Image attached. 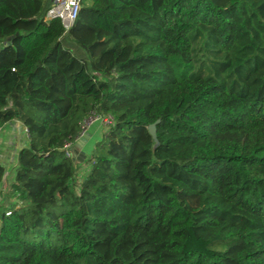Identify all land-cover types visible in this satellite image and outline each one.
<instances>
[{
    "label": "trees",
    "instance_id": "1",
    "mask_svg": "<svg viewBox=\"0 0 264 264\" xmlns=\"http://www.w3.org/2000/svg\"><path fill=\"white\" fill-rule=\"evenodd\" d=\"M48 3L0 0V264H264V0H82L67 31Z\"/></svg>",
    "mask_w": 264,
    "mask_h": 264
},
{
    "label": "built area",
    "instance_id": "2",
    "mask_svg": "<svg viewBox=\"0 0 264 264\" xmlns=\"http://www.w3.org/2000/svg\"><path fill=\"white\" fill-rule=\"evenodd\" d=\"M82 0H49L48 6L45 11V19H58L64 30L67 31L74 24L78 15ZM99 122V125L104 126L107 129L112 123L113 118L111 115H99L97 113H91L81 123V130L75 138V142L82 138L88 131V126ZM26 131V128H25ZM75 142H66L64 144V152L67 157L73 155V147Z\"/></svg>",
    "mask_w": 264,
    "mask_h": 264
},
{
    "label": "rangeland",
    "instance_id": "3",
    "mask_svg": "<svg viewBox=\"0 0 264 264\" xmlns=\"http://www.w3.org/2000/svg\"><path fill=\"white\" fill-rule=\"evenodd\" d=\"M90 0H85V3H88ZM204 63L207 64L208 72L213 75L214 78H216L218 81L223 82L226 86H231L232 84H235L236 81H242L243 75L239 76L237 73L233 72L232 74H229V68H222V64L220 62V59L218 60H209L207 58V54L204 56ZM244 71V70H241ZM237 88V86H236ZM107 129L104 128V126L99 125V122L96 124H91L88 126V131L91 135L89 138V143L91 146H93L94 141L103 133L106 132ZM87 149L90 151V147H87ZM83 150L89 152L88 150L83 148ZM85 156L83 157V159ZM83 161V160H82ZM89 168V164H83L82 167L77 171L76 173V179H80L85 173L87 172ZM8 181H9V174H5L3 182L0 185V198L4 196L5 192L8 190ZM10 203L16 202V198L14 196H9L8 200Z\"/></svg>",
    "mask_w": 264,
    "mask_h": 264
},
{
    "label": "crops",
    "instance_id": "4",
    "mask_svg": "<svg viewBox=\"0 0 264 264\" xmlns=\"http://www.w3.org/2000/svg\"><path fill=\"white\" fill-rule=\"evenodd\" d=\"M91 3V0L88 1V4ZM96 124V123H95ZM26 135L25 128L23 127L22 123L18 120H14L10 123H7L3 127L0 128V161L7 166L6 174H9V178L12 177V166L15 164L16 161V153L17 149L22 144ZM91 135L89 136V138ZM88 140L82 145L81 152H83V148L90 147L91 144Z\"/></svg>",
    "mask_w": 264,
    "mask_h": 264
},
{
    "label": "water",
    "instance_id": "5",
    "mask_svg": "<svg viewBox=\"0 0 264 264\" xmlns=\"http://www.w3.org/2000/svg\"><path fill=\"white\" fill-rule=\"evenodd\" d=\"M157 121H155V122H153L147 126L149 133L153 136L154 139H156L155 124ZM89 136H90V133L86 132L84 134V136L82 138H80L79 140H77V142H75V144H74V149L78 152V154L74 153V156H76V158L79 161H82L83 157L85 156V154L83 152H81L80 150H81L82 145L88 140Z\"/></svg>",
    "mask_w": 264,
    "mask_h": 264
}]
</instances>
